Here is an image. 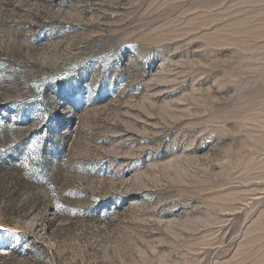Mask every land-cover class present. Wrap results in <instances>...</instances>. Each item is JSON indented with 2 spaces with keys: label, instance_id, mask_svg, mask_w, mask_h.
Segmentation results:
<instances>
[{
  "label": "rangeland",
  "instance_id": "rangeland-1",
  "mask_svg": "<svg viewBox=\"0 0 264 264\" xmlns=\"http://www.w3.org/2000/svg\"><path fill=\"white\" fill-rule=\"evenodd\" d=\"M0 226V264H264V0H0Z\"/></svg>",
  "mask_w": 264,
  "mask_h": 264
},
{
  "label": "snow or ice",
  "instance_id": "snow-or-ice-1",
  "mask_svg": "<svg viewBox=\"0 0 264 264\" xmlns=\"http://www.w3.org/2000/svg\"><path fill=\"white\" fill-rule=\"evenodd\" d=\"M37 139H39V137ZM34 144H35V141H33V145ZM0 228H2V226H0ZM4 231H12V230H4Z\"/></svg>",
  "mask_w": 264,
  "mask_h": 264
}]
</instances>
